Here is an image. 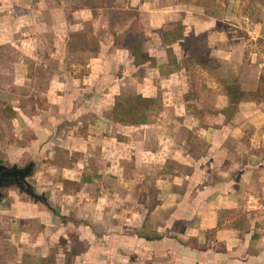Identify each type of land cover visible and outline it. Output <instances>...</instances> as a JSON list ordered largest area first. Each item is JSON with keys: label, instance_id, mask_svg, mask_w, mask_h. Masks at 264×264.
I'll use <instances>...</instances> for the list:
<instances>
[{"label": "crops", "instance_id": "0c3cea01", "mask_svg": "<svg viewBox=\"0 0 264 264\" xmlns=\"http://www.w3.org/2000/svg\"><path fill=\"white\" fill-rule=\"evenodd\" d=\"M212 60L264 77V0H0V264H264V82Z\"/></svg>", "mask_w": 264, "mask_h": 264}, {"label": "rangeland", "instance_id": "374dc122", "mask_svg": "<svg viewBox=\"0 0 264 264\" xmlns=\"http://www.w3.org/2000/svg\"><path fill=\"white\" fill-rule=\"evenodd\" d=\"M133 14H131L130 16H132ZM121 17H122V15H120ZM129 16V15H128ZM126 18H128V17H126L125 16V19ZM134 20V18L133 17H131V20ZM167 29H169V28H167ZM171 31V30H170ZM179 30H177V32H178ZM127 33L128 34H130V36H128L130 39H138V38H140L141 37V34L139 33V29H137V27L136 26H134V24H133V21H132V24H131V27H129L128 29H127ZM201 38H203V36H201ZM199 43L200 42H198L197 43V45H196V43L194 42V43H192L189 47H190V51L192 52V53H195V58L196 59H198L199 61H200V56L201 55H199V56H197V51H198V45H199ZM120 45H124L125 43H119ZM95 46H96V44H94V45H91V49H95ZM97 47V46H96ZM82 59V58H81ZM213 61V64H212V66H211V68L212 69H218V68H221L222 70H221V73H222V75H225L224 77V79L227 81V82H234L233 83V85H236V84H238V85H240L239 83H242V82H252L253 80H254V78H255V76H254V71L252 72V70L249 68V64L247 65V64H243L242 66H240V67H236V66H234L233 64H229V63H227L226 65H220V63H217V62H215L214 60H212ZM238 69H242V71L240 72V70H238ZM236 70H238V72H236ZM225 72V73H224ZM251 72L253 73V77L254 78H252L251 77ZM224 73V74H223ZM226 73H229V75H227ZM224 80V81H225ZM135 103H136V105L137 106H134L135 107V111L136 112H134V109H133V107H132V109H131V111L129 112L130 113V116L133 118V116H136V115H138V109H140V113H142V115H145V112H144V109H145V107H146V113L149 111V109L150 108H153V111H155V110H157L158 108H156L155 109V107H156V105H155V103H148V102H138V101H135ZM148 109V110H147ZM120 111H122V110H120ZM119 110L118 111H116V115L118 116V118L119 119H121L120 117H119V112H120ZM148 114H150V112H148ZM146 117V116H145ZM132 118H130V119H132ZM133 119H136V118H133ZM8 128V127H7ZM6 128V129H7ZM4 132H5V130H3ZM8 135V136H7ZM7 135H5V137L6 138H3V139H0L1 140V142H7L8 143V141H9V135H10V132H8L7 133ZM2 144V143H1ZM0 159L3 161V163L6 165V166H8V167H11L12 166V164H10V160H9V157H8V155L7 154H3V153H0ZM20 166H23V165H26L25 163H23V164H19ZM18 165V166H19ZM13 194H17V195H19V196H24V195H22L23 194V192L21 191V189L17 186V185H13V184H8L6 187H2L1 189H0V198H2L3 199V201H9L10 199H11V195H13ZM2 202H0V208H2L3 206H5V205H3V204H1ZM3 205V206H2ZM2 226H3V224H2ZM3 235H1V237H2ZM0 239H2V238H0Z\"/></svg>", "mask_w": 264, "mask_h": 264}, {"label": "trees", "instance_id": "16d2710c", "mask_svg": "<svg viewBox=\"0 0 264 264\" xmlns=\"http://www.w3.org/2000/svg\"><path fill=\"white\" fill-rule=\"evenodd\" d=\"M130 16V15H129ZM180 34H181V31H178L177 32V35L178 36H180ZM140 38H138V39H130V40H128V41H126L125 42V44L126 45H129L130 46V48H131V53H132V56H135V58H136V64H139L140 62H142L144 59H146V57H145V55L143 54V53H141V47H142V42H141V40H139ZM200 39H201V37H200ZM198 41V40H197ZM196 43V42H195ZM117 44H119V43H117ZM196 45H197V43H196ZM190 48V47H189ZM212 64H213V62H212ZM249 68L251 69V70H253V69H256L255 67H253V66H249ZM253 72V71H252ZM254 76H255V78H254V80L252 81L253 83H255V82H258L259 84H262V82H264V77L263 76H261V75H259V74H257V73H255L254 74ZM224 82H226V81H224ZM235 93V96L237 97L238 96V94L237 93H239V88L237 87V88H233L232 89V93ZM233 93V94H234Z\"/></svg>", "mask_w": 264, "mask_h": 264}, {"label": "flooded vegetation", "instance_id": "af4514ba", "mask_svg": "<svg viewBox=\"0 0 264 264\" xmlns=\"http://www.w3.org/2000/svg\"><path fill=\"white\" fill-rule=\"evenodd\" d=\"M23 174V172H20V171H18V172H15V173H13V174H4L3 176L5 177V178H3L2 180H1V186H0V189L2 188V187H6L8 184H13V185H17L18 183H20V182H23L22 181V178H21V175Z\"/></svg>", "mask_w": 264, "mask_h": 264}, {"label": "water", "instance_id": "95a60500", "mask_svg": "<svg viewBox=\"0 0 264 264\" xmlns=\"http://www.w3.org/2000/svg\"><path fill=\"white\" fill-rule=\"evenodd\" d=\"M16 171H17L16 168H8V167H6V166L0 164V186H1V180H2L3 178H5V177L3 176L4 174H13V173H15ZM25 174H26V173H25ZM21 177L23 178V177H25V175H22ZM27 185H28V184H27ZM27 185H26V184H23L22 182L18 183V186H19L21 189H23V190H25L26 192L29 193L28 188H26ZM0 202H4L2 198H0Z\"/></svg>", "mask_w": 264, "mask_h": 264}]
</instances>
